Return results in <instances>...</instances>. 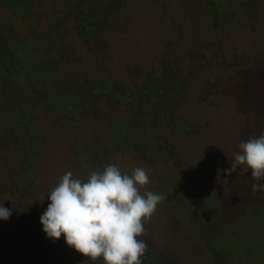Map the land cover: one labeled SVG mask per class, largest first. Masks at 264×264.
I'll return each instance as SVG.
<instances>
[{
  "label": "rangeland",
  "instance_id": "374dc122",
  "mask_svg": "<svg viewBox=\"0 0 264 264\" xmlns=\"http://www.w3.org/2000/svg\"><path fill=\"white\" fill-rule=\"evenodd\" d=\"M72 2L0 3V31L13 37L0 45L10 50L13 43L23 46L30 37H51L48 23L54 11L68 9L63 16L67 28L56 30L60 42L50 41L34 53L62 55L51 60L54 65L46 73L75 85L83 100L90 86L110 88L96 94L90 108L74 105L79 117L69 114L70 123H42L39 169L46 172L38 190L24 200L15 195L16 189L0 190V204L12 213L0 220V264H93L67 246L63 235L55 241L47 238L40 216L63 174L71 171L86 180L91 171L109 164L129 175L143 167L150 183L141 192L166 197L139 239L168 264H264V221L257 216L264 212V191H252L257 182L243 166L225 175L238 145L264 133V86L253 94L254 83L264 82V0H222L218 12L211 11L208 0H121L119 12L110 10L93 36L95 47L77 35ZM25 7L27 17L19 14ZM31 15L37 17L35 23ZM236 54L247 57L250 66L229 65ZM165 68L168 76L179 79L175 87L161 84L164 92L154 100L134 91L146 78L154 82L151 90L163 81ZM125 90L139 108L151 104L150 117L134 116L117 100ZM122 128L146 136L140 151L115 147L116 138L128 140ZM82 149L93 156L86 159L87 170L75 173L73 151ZM7 172L0 158V175Z\"/></svg>",
  "mask_w": 264,
  "mask_h": 264
},
{
  "label": "trees",
  "instance_id": "16d2710c",
  "mask_svg": "<svg viewBox=\"0 0 264 264\" xmlns=\"http://www.w3.org/2000/svg\"><path fill=\"white\" fill-rule=\"evenodd\" d=\"M85 1L86 0H73L72 2V7L75 12V19L73 18L75 20L74 28L76 29L77 35L81 37L84 43L90 44L93 42L90 46L95 47L96 43L93 36L99 32L103 24V18L110 10L117 8V12H119L120 7L118 4L121 0ZM208 1L212 6L211 11L214 12L221 11L220 7L224 5L222 0ZM0 3L2 4V0H0ZM80 3L83 4L82 9H79ZM241 7L243 8L244 5H241ZM67 10L68 9L65 11L53 10L55 13L51 16L52 21L48 23V25H51L50 31L52 36L49 37L50 39L41 37L39 40L35 39L32 41L30 37L25 40V45L22 44L23 46H21L19 42L16 44L13 43L12 50L4 48L5 45H0V158L8 165L7 174L2 173V175H0V190L9 192L12 189V192H15L16 189L18 193L15 195L22 200L31 196V193L35 189L38 190L37 188L39 185L37 184L41 180V174L46 172L42 170L40 173L41 169H39L41 168L39 165V158L44 143L43 132L42 129H40L42 123H44L45 120L70 123L71 120L68 118L69 114H74L75 119L79 117V113L77 114L75 112L76 109L74 105L86 104V107L90 108L88 105L95 99L96 94L101 91L105 92L110 90L108 86L104 88L98 85L90 86L87 94L88 99L83 100L78 97L77 91L79 90L75 85L70 86L65 83V78H63V82L62 80L58 81L49 73H46V68L54 65V62L51 60L61 57L62 55L44 56V54L34 53L36 48H41L43 44L49 43L50 41H52V44L60 42L61 39L58 37L56 30L58 26L61 28L64 27L65 29L67 28L65 26V20L63 19ZM10 12L12 13L11 15L14 14L13 10ZM20 12L19 14L25 17L30 15L27 7ZM36 18V16H32L34 23L36 22ZM116 26H119L118 21L116 22ZM45 33L48 34V32ZM8 38L12 40L13 37L11 33L0 31L1 42ZM102 48H100V50H102ZM261 56L264 57L263 47ZM253 57L256 58V55ZM246 59L247 57L244 55L236 54V57L230 59L228 64L238 69H245L250 66ZM166 70L165 68L166 74L162 79L163 81L155 83L150 87L151 90H149L148 87L150 83L154 82H150V80L148 81L146 78L144 79V85H142L141 88L136 87L134 91L138 94L140 93L139 95L151 96V100H154L157 94L164 92L161 89V84L164 83L166 86L175 87L179 79L168 76ZM91 84L92 83H90V85ZM263 86L264 82L257 80L253 85V94L258 92L256 89L263 88ZM144 87H147V89ZM85 88L86 87L83 89L86 91L87 89ZM129 92V90H125V94H118L119 98H117V100H123L126 108L132 110V114L136 117L139 116L140 118L142 115L144 117L146 114L145 117L151 115V104H146L139 108L137 104H133L132 99L126 96ZM199 98L202 97L199 96ZM54 99H56L57 102ZM68 101H71L69 105L67 104ZM138 110L141 111L140 114H138ZM134 116H131V118L134 119ZM143 117L141 118L142 120ZM131 118H129V121ZM186 129L190 128L186 126ZM122 130V133L128 140L125 141L116 138V142H114L116 145L115 147H122L124 149L130 147L133 150L140 151L141 146L140 149L138 146L141 145L140 142H142L146 136L132 133V131L127 128H122ZM158 134L160 135L159 132ZM79 148H82L80 144ZM73 154L76 157L73 165L75 168L73 172L82 173L81 170H87L90 165L86 163V159L93 156V152L91 150L82 149L80 153H74L73 151ZM22 185H25V191L21 190ZM19 190H21V192H19ZM257 216L264 221V212H260ZM141 259L142 264H168L163 256L155 254L150 248L146 249ZM100 261L102 262V260Z\"/></svg>",
  "mask_w": 264,
  "mask_h": 264
},
{
  "label": "clouds",
  "instance_id": "9594fccd",
  "mask_svg": "<svg viewBox=\"0 0 264 264\" xmlns=\"http://www.w3.org/2000/svg\"><path fill=\"white\" fill-rule=\"evenodd\" d=\"M239 152L225 175L251 171L252 191H264V133L238 145ZM150 183L143 167L124 174L116 164L102 171L93 170L86 180L71 171L59 179L47 195L49 203L40 216L46 237L59 240L95 264H142L147 244L139 239L145 223L166 199L153 191L141 192ZM11 210L0 204V220H7Z\"/></svg>",
  "mask_w": 264,
  "mask_h": 264
}]
</instances>
